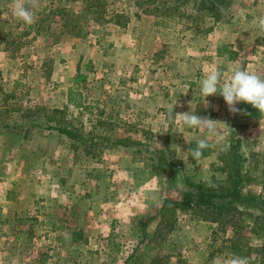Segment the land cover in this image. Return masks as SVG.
I'll return each instance as SVG.
<instances>
[{"label": "rangeland", "instance_id": "rangeland-1", "mask_svg": "<svg viewBox=\"0 0 264 264\" xmlns=\"http://www.w3.org/2000/svg\"><path fill=\"white\" fill-rule=\"evenodd\" d=\"M194 1L99 0L101 17L97 0H37L29 25L0 0V264H264V207L221 222L176 211L170 232L147 223L197 183L223 181L235 140L243 192L264 198V116L199 94L211 70L264 78V0H225L216 20ZM191 111L221 122L219 135L177 120ZM201 139L210 155L192 164Z\"/></svg>", "mask_w": 264, "mask_h": 264}, {"label": "trees", "instance_id": "trees-1", "mask_svg": "<svg viewBox=\"0 0 264 264\" xmlns=\"http://www.w3.org/2000/svg\"><path fill=\"white\" fill-rule=\"evenodd\" d=\"M225 0H195L194 10L196 12L207 11L210 17H215V20L219 18L218 7L220 6L224 9ZM97 6L101 8V17L106 15V10L104 9V4L99 3L97 0ZM90 9L91 5L86 6ZM64 29L66 27L64 25ZM210 29H207L209 32ZM69 33L77 32L73 28L68 31ZM231 58V57H230ZM82 94L78 91L69 89L67 92V103L71 104L77 108L82 107ZM242 116L246 119H261L264 114H260L258 110L252 108L250 105L243 103ZM59 132L67 135L70 138L75 139L74 133L67 131L66 129H60ZM198 141H193L188 146V151L190 148H195ZM240 141H232L228 146V158H227V172L224 180L218 183L208 182V183H197L193 186L191 191L184 192L182 194L181 200H169L164 203V206L158 211L156 215L147 219V223L151 221L156 222V233L164 228L167 232L173 230L175 212H189V211H199L202 214H206L211 222H221L228 218L231 214L238 211L244 212V214H252L243 209V206H249L246 204H255L257 208L264 207V198L261 196H256L250 192H243V183L245 180L243 173V158L240 154ZM187 151V158L192 163L195 161L191 154ZM211 147L204 151V155L201 159L210 155ZM255 203H248L253 202ZM246 203V204H244ZM242 206V207H240ZM254 219V223L257 224L258 219L263 221L261 226V232L264 233V218L259 217ZM77 234V233H76ZM76 234L72 233L73 236ZM74 238V237H73ZM78 239L75 237L74 240ZM86 242V239L83 240Z\"/></svg>", "mask_w": 264, "mask_h": 264}, {"label": "clouds", "instance_id": "clouds-1", "mask_svg": "<svg viewBox=\"0 0 264 264\" xmlns=\"http://www.w3.org/2000/svg\"><path fill=\"white\" fill-rule=\"evenodd\" d=\"M30 7L25 6V0H13V15L26 24H33L35 16L31 8L37 6V0H28ZM259 25L264 29V17L259 18ZM222 73L218 70L209 71L200 81L199 94L205 98L220 95L225 100L228 110L237 114L241 110L237 104L243 102L264 114V78L255 72L246 69H235L231 76L223 80ZM178 121L192 129H201L210 139L219 135L217 125L221 122L210 117L198 116L195 112L176 113ZM264 130V129H262ZM210 147L208 139H201L195 148H190L189 153L195 161H200L204 151ZM212 264H249L248 258L236 254L228 258L217 256Z\"/></svg>", "mask_w": 264, "mask_h": 264}, {"label": "crops", "instance_id": "crops-1", "mask_svg": "<svg viewBox=\"0 0 264 264\" xmlns=\"http://www.w3.org/2000/svg\"><path fill=\"white\" fill-rule=\"evenodd\" d=\"M234 49H235V47H234ZM7 56V54H6V51H4L2 48H1V46H0V70H1V75L3 74L2 73V63H3V61L5 60L4 58ZM231 57V56H230ZM4 59V60H3ZM230 59H232V58H230ZM191 61V60H190Z\"/></svg>", "mask_w": 264, "mask_h": 264}]
</instances>
